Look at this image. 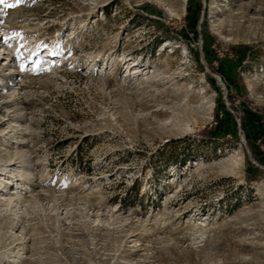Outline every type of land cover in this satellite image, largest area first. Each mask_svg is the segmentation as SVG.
<instances>
[{"label":"rangeland","instance_id":"374dc122","mask_svg":"<svg viewBox=\"0 0 264 264\" xmlns=\"http://www.w3.org/2000/svg\"><path fill=\"white\" fill-rule=\"evenodd\" d=\"M0 264H264V0L0 3Z\"/></svg>","mask_w":264,"mask_h":264},{"label":"snow or ice","instance_id":"6c2138e0","mask_svg":"<svg viewBox=\"0 0 264 264\" xmlns=\"http://www.w3.org/2000/svg\"><path fill=\"white\" fill-rule=\"evenodd\" d=\"M0 3H5V0H0ZM9 7H14L15 5H7Z\"/></svg>","mask_w":264,"mask_h":264},{"label":"bare ground","instance_id":"6f19581e","mask_svg":"<svg viewBox=\"0 0 264 264\" xmlns=\"http://www.w3.org/2000/svg\"><path fill=\"white\" fill-rule=\"evenodd\" d=\"M45 51H46V50H45ZM133 67H134V69H137L135 66H133ZM2 181L5 182V179L2 178Z\"/></svg>","mask_w":264,"mask_h":264}]
</instances>
